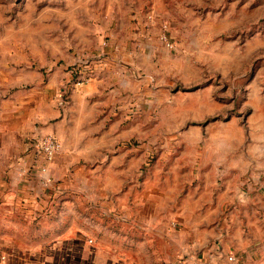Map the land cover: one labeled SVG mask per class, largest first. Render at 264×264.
Returning <instances> with one entry per match:
<instances>
[{
	"label": "crops",
	"instance_id": "0c3cea01",
	"mask_svg": "<svg viewBox=\"0 0 264 264\" xmlns=\"http://www.w3.org/2000/svg\"><path fill=\"white\" fill-rule=\"evenodd\" d=\"M78 51L73 56L65 52V66L63 62L48 64L46 52L37 53L28 46L0 52V264H160L161 245L170 252L181 243L191 250L203 245L194 231L170 229L169 221L185 218L189 202L203 203L206 195L201 189H225L212 199L226 197L225 185L219 187L211 179L205 182L211 170L221 166L237 174L264 172V146L234 148L232 156L220 149L161 148L158 157L167 161L162 165L157 161L147 170L143 146L129 141L149 137L161 142L174 135L192 143L188 133L202 132L193 125L211 113L200 105V95H209L208 89L217 86L192 87L200 74L193 72L189 56L181 60L177 54L168 57V66L156 58L158 84H147L145 75L134 82L128 72L122 74L124 67L115 59L124 61L127 68L129 63L146 66L145 58L151 55L123 53L100 60L91 80L67 90L65 67ZM178 82L180 87L174 86ZM151 88L157 102H152L153 117L148 112L151 101L141 100ZM65 91L68 101L60 105L57 96ZM131 100L137 101L132 109L138 113L125 123ZM257 106L258 102L251 104L248 119L261 131L264 116L260 121ZM130 123L142 129L131 132ZM146 125L159 128L150 134L143 132ZM179 126L186 127L178 138L174 130ZM44 134L56 136L61 143L50 161L36 148ZM179 182L187 183V192L179 193ZM155 239L161 240L160 246ZM203 252L201 258L191 254L187 263H264V246L242 242L234 263L206 249ZM71 254L73 262L67 261Z\"/></svg>",
	"mask_w": 264,
	"mask_h": 264
},
{
	"label": "rangeland",
	"instance_id": "374dc122",
	"mask_svg": "<svg viewBox=\"0 0 264 264\" xmlns=\"http://www.w3.org/2000/svg\"><path fill=\"white\" fill-rule=\"evenodd\" d=\"M163 32L172 47L161 39ZM103 39L107 42L104 47ZM26 46L37 53L46 52L48 64L64 63L65 52L73 56L76 50L90 55L92 60L108 61L123 53L150 54L145 58L146 66L129 63L127 68L124 61L115 59L123 65V75L128 72L134 82L145 75L149 85L158 84L154 77L157 57L168 66L171 55L177 54L181 60L189 56L193 72L201 77H196L191 86H217L208 89L210 96L206 92L200 95V105L211 113L200 124L193 125L202 132L188 133L192 143L180 141L174 135L161 142L149 137L130 140L129 144L143 146L147 170L157 161L161 165L167 161L158 157L161 148L181 147L188 152L194 148L220 149L230 151L232 156L234 148L264 146V129L256 131L248 119L251 104L257 102L260 121L264 116V0H0V52ZM165 79L169 81L168 73ZM174 86L180 87V83ZM151 89L141 100L153 102ZM135 102L125 112V123L137 116L138 112L132 109ZM153 103L148 109L149 117L154 116ZM217 107L219 111L213 112ZM217 119L222 122L216 123ZM185 127L174 130L178 131V138ZM158 128L146 125L143 132L153 134ZM128 129L137 132L142 126L130 123ZM221 135L224 138L218 140ZM210 179L229 189L226 197L212 199L225 189H201L202 195H206L202 197L203 203L189 202L185 218L175 217L168 224L170 229L194 231L203 245H194L191 250L181 243L170 252L160 239H155L161 245L158 263L188 264L191 254L201 258L205 249L234 263L238 259L235 250L241 242L244 246H264V172L237 174L220 166L207 174L205 182ZM184 184L187 186L186 182L183 186L179 182V193L188 191ZM74 258L71 254L67 261L73 262Z\"/></svg>",
	"mask_w": 264,
	"mask_h": 264
},
{
	"label": "built area",
	"instance_id": "2783aa9c",
	"mask_svg": "<svg viewBox=\"0 0 264 264\" xmlns=\"http://www.w3.org/2000/svg\"><path fill=\"white\" fill-rule=\"evenodd\" d=\"M161 39L165 42L166 46L172 47V44L167 41L166 33H161ZM106 43V40L103 39L101 46L104 47ZM98 60H92L91 56L84 52L77 55L74 60L65 67L66 76L64 78V88L69 90L91 80L93 77V68L100 61ZM57 101L60 105H65L68 101L67 92L60 93L59 96H57ZM36 148L45 161H50L59 152L61 143L56 136L44 134L36 141ZM41 170L45 171V168H41ZM229 258L232 259L233 256H229ZM179 264H184V262H179Z\"/></svg>",
	"mask_w": 264,
	"mask_h": 264
}]
</instances>
